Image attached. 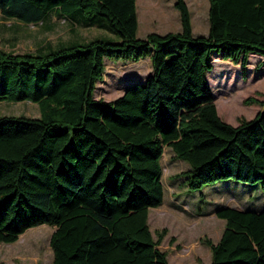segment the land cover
Returning <instances> with one entry per match:
<instances>
[{"label":"trees","instance_id":"16d2710c","mask_svg":"<svg viewBox=\"0 0 264 264\" xmlns=\"http://www.w3.org/2000/svg\"><path fill=\"white\" fill-rule=\"evenodd\" d=\"M208 1L206 35H192L189 7L175 0L181 30L138 37L136 0H0L7 18L44 23L53 13L117 34L44 52L0 46V99L40 108L0 115V243L47 223L53 264H169L159 247L166 229L154 236L148 223L163 201L165 145L189 162L176 176L189 172L193 189L232 178L264 191V98L247 97L261 109L230 123L206 77L213 50L243 75L250 54L264 58V0ZM145 56L152 71L143 80L111 100L94 95L105 57ZM215 213L225 224L216 242L203 240L208 264H264V207Z\"/></svg>","mask_w":264,"mask_h":264},{"label":"rangeland","instance_id":"374dc122","mask_svg":"<svg viewBox=\"0 0 264 264\" xmlns=\"http://www.w3.org/2000/svg\"><path fill=\"white\" fill-rule=\"evenodd\" d=\"M185 1L191 14L192 35H206L209 1ZM174 2L136 0V36L145 37L151 31L181 30L180 13ZM96 37L117 38V34L101 21L90 26L73 25L51 13L44 23H30L7 18L0 11V46L6 49L44 52L41 47L48 49L49 44L57 48L69 40ZM255 54H250L243 75L240 63L221 58L220 51H212V68L207 70L206 77L218 114L225 121L236 124L240 118H251L261 109L257 102L244 101L247 97L264 98V58ZM104 62L103 77L97 80L94 95L106 100L120 95L128 82L143 80L152 71L149 56L138 60L105 57ZM259 64L262 65L259 67ZM4 114L39 116L40 108L37 102L30 100L0 99V115ZM160 163L163 201L149 209L148 223L154 236L156 231L166 229L159 247L166 251L169 264H208L211 261L210 248L203 240L208 237L216 242L222 233L225 220L215 213L219 207H264V191L259 182L230 178L193 189L187 180L189 172L176 176L190 168L189 162L175 157L169 145L164 146ZM54 228L40 223L27 228L14 241L1 242L0 264H53L50 236Z\"/></svg>","mask_w":264,"mask_h":264},{"label":"crops","instance_id":"0c3cea01","mask_svg":"<svg viewBox=\"0 0 264 264\" xmlns=\"http://www.w3.org/2000/svg\"><path fill=\"white\" fill-rule=\"evenodd\" d=\"M246 207L245 206H243L242 208H239V209H245ZM250 208H252V207H249V208H246V209H250ZM253 209H257V208H253Z\"/></svg>","mask_w":264,"mask_h":264}]
</instances>
